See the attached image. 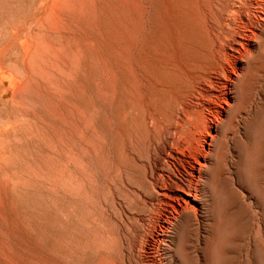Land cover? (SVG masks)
<instances>
[{"label":"rangeland","instance_id":"rangeland-1","mask_svg":"<svg viewBox=\"0 0 264 264\" xmlns=\"http://www.w3.org/2000/svg\"><path fill=\"white\" fill-rule=\"evenodd\" d=\"M178 1L172 0L174 2L172 4H169L171 1L168 2V0H161L162 3H159L160 0L157 1L158 5L165 2L164 5L169 8V10H166L164 5H162L164 6L163 9L161 6L156 5V0H140V3L138 0H0V264H154L147 262L144 258H142V263L136 261L131 251L128 250L131 247L130 241H133L132 230H134V226L132 227V225L134 224L121 216L117 202L121 203L123 201L129 209V204L132 205L131 209L137 203L139 204L135 197L133 201H129L133 197L127 196V193L125 196L128 197V200L127 197L122 199L125 190L121 185L129 186L132 183V187H137L142 183L141 168L132 163L130 152H133L136 156L141 154L139 157H145L143 154H146L149 139L151 141L153 135L160 136V132H163L160 129L165 130L171 124L168 122L173 121L172 114L179 106L180 100L190 91L194 78L196 79L198 73H201L198 71L206 69L205 64L208 66L209 58H206L207 53L205 50L207 47L209 52L211 50L209 46L212 47V45L208 43L211 40H208L205 30H207L211 20L213 23L217 22L216 15H213L215 14L213 5H216V0H209L210 3H206V5L204 1L202 3V0H180L183 7L187 8L189 5L187 9H191L190 13L186 11V8H182L181 3H178ZM191 1L194 3L197 1L198 4L191 6V3H193ZM260 1L264 3V0ZM223 2L224 0L221 3ZM176 3L179 5H176ZM200 3L204 5L202 7H208L205 8L206 12H204L206 18L202 13L198 15ZM140 5H142L141 9ZM173 5L178 10H173L174 13L171 11V8L175 9ZM208 5H212V8L209 9L210 6ZM180 8L187 13L184 10V13H182ZM193 8L194 11L198 10L197 16L195 15L193 18L194 22L191 18L196 14ZM262 10L264 12V7ZM139 11L141 12L139 13ZM208 11L212 13V18L211 13L208 15ZM176 12H181L183 17L184 15L187 16L188 13L191 14H188V17H185L184 20L189 18V20L187 19L189 22L186 20L185 23H188L189 26L192 22V25L188 27L184 21H181L183 17L180 16L181 19L179 18L181 13L176 15L178 14ZM137 13L141 14L143 18ZM165 14H168V16ZM200 16H203L204 20L207 21H204L203 17L201 19ZM164 17L166 18L165 21ZM169 18L170 20L173 19V24ZM139 20H143L144 24L142 23V26L137 25V23L140 25ZM166 21L170 22L167 23ZM166 23L168 26H166ZM164 25L168 28L166 32ZM185 26L187 29H185ZM201 28L204 30L202 31ZM177 30L181 32V35ZM155 31L157 32L155 33L156 36H154ZM162 32L164 33L163 38H168L169 42L162 39ZM147 33L150 39L146 38L148 37ZM139 34L140 38L138 37ZM191 34L193 37L196 35V38L194 37L195 42L191 38ZM187 35L191 36L189 38L191 41L187 40ZM151 36L152 38L154 36L153 40ZM180 36H182V39L186 36L184 38H187V43L184 44V40L181 41ZM197 37H200L199 40ZM205 37L208 41H204ZM160 40L163 48H169L170 54L174 51L173 53L177 55L172 54V56L169 54L168 56L169 50L167 49V53L166 49L164 50L158 45L161 44ZM166 41L168 43L172 42L170 44L172 46L167 45ZM178 41L181 42V46H178ZM145 42L146 44H144ZM193 42L195 45H192ZM201 42L203 44L207 43L203 46ZM152 44L156 45L153 46ZM199 44L201 45L199 46ZM196 45L203 46L204 50ZM148 46L151 47L148 48ZM152 46H156V49H153ZM159 46L164 51L161 48L159 49ZM192 46H195L194 49L196 50L199 49L197 51L200 53L192 49ZM184 47L189 50L187 51L188 54ZM190 49L194 50V55L192 52L194 57L189 55ZM156 50L162 51V55L165 57H160L159 54L161 53ZM164 52L167 54L165 55ZM203 52L205 63L202 61L203 65H201L202 62L200 64V61L202 59L200 61L196 59L195 61L193 58L203 56ZM179 53L182 58L188 56L190 61L189 59L188 61H184V58V60L180 59ZM198 53L202 54L199 55ZM152 56L154 57L152 58ZM171 56L173 59H170ZM155 57H158V59H155ZM162 58L167 60H165V63L173 60L174 64L173 61L169 64L166 63L167 68ZM191 59L193 62H191ZM259 60L264 63V53L260 54ZM160 61L163 62V65H160ZM188 62L192 64V67ZM196 62L200 65H197ZM193 63L198 67L195 66V68ZM176 64L178 68L175 66ZM172 65L173 67L170 68ZM182 65L185 67L184 69ZM202 66L204 67L202 68ZM188 67L192 71L194 69V72L195 69L198 70L194 73ZM119 69H122L123 73L126 70L128 72H126L127 75L124 74L127 77L124 76L123 80L120 76H123V73ZM162 69H166L165 73L162 72ZM177 69L183 71H177ZM253 71L254 68L252 67L248 69V79H250ZM168 74H173L174 79ZM105 75L106 77L108 75V77L106 78ZM165 75L170 78H166ZM164 76L165 78H163ZM183 76L186 79L189 78L186 80L188 83L191 82L189 85L187 83L186 87H183L186 83ZM153 78H157L158 81L154 80L155 82H153ZM137 79H139L138 82ZM124 80L130 82V85H127L128 82L125 83ZM117 82L120 88L117 87ZM134 82L136 83L134 84ZM163 82H168V84L166 85ZM161 83L165 86H162ZM122 84L123 86H121ZM179 85H182L180 91L177 87ZM138 86L139 88H136ZM246 86V83L242 85L244 92L242 91L243 95L241 96L244 97V100L246 99ZM107 87H110V89ZM122 87L127 91H124ZM132 87L136 88L135 91ZM113 88L115 91H113ZM129 88L131 94L128 91ZM147 88L146 93L145 89ZM149 88L153 89L149 90ZM185 88H189V91L182 92ZM163 89L164 91L161 92ZM174 89H177L178 92ZM153 90L156 91L153 94H158L160 90L163 97L166 93L164 99L172 100V102L168 101L171 104H168L162 98V95L153 98ZM258 90L259 96L257 95L254 105L250 109H246V104L240 97L242 101L240 105H237V110L240 109L241 116L230 129L231 132H233L232 128L237 131L234 130L235 133L233 132V135H231L227 128L228 133L221 135V139L218 138V144H221V141L224 142L223 146L219 144L222 149L218 148L217 150L218 161H220L218 166L225 170H221V168L217 170L216 181L214 177L212 178L214 181L211 180L210 182L207 204L205 202L207 205H205V211L209 213L204 212L206 213L204 214L205 217L202 215L199 218L200 226L197 232L189 230L186 233L187 230L180 232L170 229L175 233L168 231L167 238L163 242H166V246L163 244L164 246L162 245L163 247L159 249L160 255H157L159 254L157 252L155 264H264V79ZM149 91H151V95ZM171 91H175L177 94L171 93ZM128 94L131 97L130 99ZM178 94H182V98ZM168 96L170 97L168 98ZM132 98L133 100H131ZM136 99L137 101H134ZM158 99L164 102L167 108L163 106V103H157ZM175 99L176 101H174ZM141 104L144 107L142 109L138 108L141 107ZM174 104H177V106ZM134 105H136V108H134ZM240 106L242 108H239ZM159 107L160 109L165 108L161 109L164 114H161ZM124 108L127 111H125L126 113L130 110H136L134 111L136 115L130 111L129 115L132 114V117L128 116L122 110ZM173 108H175V111H173ZM166 109H168V112ZM137 110L146 113L152 112L157 116L162 115L164 118L167 117L163 120L162 116H158L160 128L157 124L155 126L158 127L157 130H160V132H155L156 127L153 126L149 129L147 125L141 129L143 124L139 123L142 120L146 122L144 121L146 120V113L141 111L140 114H137ZM118 113L123 116L117 115ZM106 115L109 116V119L106 118ZM140 115H144L143 118L141 116L142 120ZM116 116H119L117 121L123 118L120 120V122L122 121L121 125L116 121L119 127L125 126H122V128H125L124 130L121 128L122 131L118 128V125H115ZM125 116H128V118ZM133 119L134 122L139 124V127L132 121ZM167 119H169L168 122ZM128 120L129 122L131 120L130 124L133 122V126L129 125ZM136 126L138 129L134 128ZM145 127L147 131H151L149 133L144 131L147 135L142 132ZM104 128L109 131L107 132ZM133 128L134 130L137 129L135 131L138 134L143 133L142 136H148L151 133L150 138L149 136L148 139L147 137L143 138L140 135L139 137L143 138V141L134 130L131 131ZM139 128L142 130H140L141 132H138ZM125 130L129 131L132 138L127 137L129 133ZM114 133L115 135H122H118L119 140H115L118 137L116 135L114 138ZM135 133L137 136L134 135ZM225 136L227 138H223ZM120 137H123L124 145V141ZM137 137L138 141H147V143L138 142ZM125 138L132 139L133 145L130 141V144H128V140ZM120 140L123 143L119 142ZM117 144L123 145L122 148L125 147L124 149L118 148V150H124L123 153L116 150L120 146ZM129 145L131 146L130 149ZM143 147L146 148L145 151H142L144 150ZM223 147L226 149V153L222 151L225 150ZM220 151L221 153L224 152L223 155L225 154L221 160H219L221 157ZM126 156L129 157L128 160L130 159L131 163H129L130 160L126 159ZM122 157L124 158L120 161L119 158ZM223 158L224 160L227 158L226 165L224 164L226 160L224 161ZM122 163L126 164L123 165ZM128 163L131 164L129 167L132 166L130 170H134L133 172L127 166L123 168ZM224 165L226 168L228 167V170ZM120 169L125 170V172ZM136 170L140 171L139 175L137 173L139 171ZM126 171L128 172L125 175ZM224 171L226 172L224 173ZM122 173L123 176H121ZM222 174L224 175L221 176ZM118 175L123 178L121 179L122 183H120ZM134 175L135 178L138 177L140 183L135 180ZM128 180L134 181H130L128 185ZM117 182H119L118 185L121 190H124L122 193L115 191ZM133 182H135V185ZM118 185L117 189L121 191ZM142 187L143 184H140L138 188L142 189ZM119 193L123 196L121 197ZM117 196L121 198L118 199ZM113 202L116 203L119 211L114 207ZM138 207H140L137 208L140 211L142 209L140 204ZM114 208L117 210L116 212ZM118 215L119 218H116ZM207 215H209L208 218ZM120 218H124V220ZM124 221L127 223L124 224ZM122 223L124 226H122ZM127 224L129 226H126ZM203 226H205V229ZM123 227H128V229ZM126 230H129V233ZM122 233L126 234L127 237ZM172 234L175 236L173 237ZM123 237H129L130 240H125ZM172 240H175L174 243ZM126 244L130 247L128 248Z\"/></svg>","mask_w":264,"mask_h":264},{"label":"bare ground","instance_id":"bare-ground-1","mask_svg":"<svg viewBox=\"0 0 264 264\" xmlns=\"http://www.w3.org/2000/svg\"><path fill=\"white\" fill-rule=\"evenodd\" d=\"M139 1V3H140V0H138ZM146 1V0H145ZM155 1V0H154ZM157 1H159V0H156V2ZM162 1H164V0H162ZM169 1H171L169 4H172V3H174V2H172V0H168V2ZM185 1V0H184ZM184 1H182V2H184ZM190 1V0H189ZM194 1V0H193ZM193 1H191V2H193ZM203 1H204V4L206 5V3L208 4V3H210L209 2V0H202V3H203ZM223 1V0H222ZM221 1V2H222ZM180 2V0L178 1V3ZM212 2V1H211ZM214 2V1H213ZM216 2V5L214 4ZM213 4V6L215 7V14H213L214 16L216 15V19H217V22L216 23H213V21L211 20V22H210V24L208 25V27H207V30H205L206 31V34H207V37H208V40L210 39L211 40V42H212V44H211V42H208V43H210V45H212V47H210L208 44H207V46H209V48H211V50L208 52L207 51V47H206V50H205V52L207 53V56H206V58H209V62L208 63H210V64H208L207 62V65L208 66H206V64H205V67H206V69H205V71H204V69L203 70H200V71H198V72H201V73H198L199 75L197 76V74H196V76H197V78L195 79L194 78V80H193V82H192V87H190L191 89H186L185 88V90L183 91L182 90V92H188L187 94H185V97H181V95L182 94H178V95H180V98H182L181 100H180V102L178 103L179 104V106L177 107V109H176V111H175V108H173L174 110L173 111H175L173 114H172V119H173V121L172 120H170V121H172V122H168L169 121V119H167V122L168 123H171V124H167L166 123V125H168L167 127H166V129L165 130H162L163 128V126L161 127L162 129H160L161 131H163L162 133L160 132V130H157V126H155V124H157L158 125V116H162V115H156L155 113H152V112H143L142 110V113H146L145 114V119L146 120H144V121H146V122H143V120L141 119V116H142V118L144 117V115H140V119L142 120V122L140 121V123L139 124H143V125H141V129H142V127H144L145 125H147L148 127H149V129L150 128H153V127H156V130H154L155 132L156 131H159L160 132V136H152V140L150 141V139H149V142H148V145L147 144H145V145H147V149H146V154H143V155H145V157H139V156H141V154L140 153H138L139 151H138V149H136V151H138L137 153L138 154H140V155H138V156H136L133 152L131 153L130 152V154H131V156H130V158L132 157V163H134V165L136 166V167H139V168H141V173H142V183H140V181L138 180V177H136L135 178V175L133 176L134 178H135V180H138L139 181V183L142 185L143 184V187H142V189L141 188H138L139 186H140V184L137 186V187H132L131 186V184H130V181L128 180V185L129 186H126L125 184L124 185H121L123 188H124V190H125V194H124V196L121 194L120 195V193H119V195L122 197L123 196V198L122 199H124V197L126 198L127 196H131V197H133V199L131 200H129V201H133L134 200V197L137 199V201L139 202V204H140V206L142 207V209L139 211V209H137V208H140V207H138L139 206V204L137 205L135 202V204L137 205V207H136V209L138 210H134V207L136 206L135 204V206L133 207V209H131L132 207V205H130L129 204V207H130V209L128 208V205H126V203H124L123 201H121V203H119V202H117V204L119 205V209H120V211L118 210V207H116V203L114 204V202H113V205H114V207L119 211V213L121 212V216H123L125 219H127V221H131L134 225H132V227L134 226V230H132L133 231V241L131 242L130 241V243H131V245L128 243V242H126V243H128L129 245H127L128 246V250H130L131 251V253H132V255L135 257V259H136V261L138 260V261H142V258H144L147 262H149V263H154L155 264V262H156V256L157 255H160V252H159V249L161 248V247H163L164 245L166 246V242L165 243H163L164 241H165V239L167 238V234H168V231H170V232H174V231H171L170 229H175V230H178V231H183V230H187L186 231V233L189 231V230H192V231H194V232H197L198 231V229H199V218L200 217H202V215H204V214H206V213H209L208 211H205V205L207 204V202H206V200H207V194H209V185H210V182H211V180H212V182L214 181L212 178H214L215 177V181H216V171L217 170H220V168H221V166H218L220 163V161H218V156H217V150H218V148H221L220 147V145L221 146H223V144H224V142L223 141H221V144L219 145L218 144V142H219V140H218V138L221 136V135H224L225 133H228L229 132V134H230V132L232 131V130H230L231 129V127H233V125L234 124H236L238 121H237V119L241 116L240 115V113H241V111H240V109L239 110H237V105H240L241 104V98L240 97H242L241 95H243L242 93L244 92L242 89V85L244 84V83H246V88H245V97H246V101L244 100V97H242V99L244 100V103L246 104V109H250V108H252L253 107V105H254V101H255V98H257V95L259 96V88H260V83L263 81V79H264V63L263 62H261L260 60H259V56H260V54H262V53H264V12H263V10H262V8L264 7V3H261V1L260 0H226V2H225V0H224V2L223 3H221L220 2V0L218 1V0H216ZM142 3V2H141ZM159 3H162L161 2V0H160V2ZM178 3H176V5H179ZM181 3V2H180ZM194 3V2H193ZM193 3H191V6L192 5H195V4H198L197 3V1L193 4ZM165 4V2L162 4V5H164ZM168 4V3H167ZM182 4L183 3H181V6H182ZM185 4H187V3H185ZM184 4V5H185ZM190 4V3H189ZM139 5V4H138ZM156 5H158V2L156 3ZM161 4L160 5H158V6H161V8L163 7L164 8V6H162ZM200 5H201V3H200ZM152 6H153V4H152ZM174 7L173 8H175V5H173ZM180 6V7H181ZM187 6V5H186ZM196 6H198V5H196ZM202 6H204V5H201L200 7H199V11L197 10V8H196V10L199 12H197V11H194V8H195V6H194V8H193V11H194V13H196V14H194L191 18H192V22H194L193 21V18L195 17V15L197 16V13H198V15H200V13H202L203 14V16H205V18H206V15L204 14V12H206L205 11V8L207 7H202ZM208 6H210V5H208ZM212 6V5H211ZM209 7V9L210 8H212V7ZM217 6H220V7H217ZM141 7H142V5H140V9H141ZM151 7V6H150ZM170 7V6H169ZM147 8V7H146ZM153 8H154V6H153ZM160 8V7H159ZM162 8V9H163ZM171 8V7H170ZM182 8H186V7H183L182 6ZM182 8H180V10L182 9ZM187 8H189V5H188V7ZM186 8V9H187ZM208 8V7H207ZM206 8V9H207ZM137 9V8H136ZM138 9H139V7H138ZM148 9V8H147ZM165 9L167 10H169V8H166V6H165ZM177 8H175V9H172L171 8V11H173V10H176ZM183 9V10H184ZM208 9V10H209ZM179 10V11H180ZM183 10H181L182 11V13H184L183 12ZM191 9H187L186 11L187 12H189ZM154 11V10H153ZM176 11H178V10H176ZM185 11V10H184ZM185 11V12H186ZM193 11H192V14H193ZM211 11V10H210ZM213 11V10H212ZM211 11V12H212ZM141 11H139V13H140ZM168 12V11H167ZM186 12V13H187ZM210 12V13H211ZM146 13V12H145ZM173 13H174V11H173ZM176 13H178V12H176ZM181 12H179L178 14H176V15H179ZM182 13H181V15H179V18H180V16H181V18L183 17L182 16ZM185 13V14H186ZM190 13V12H189ZM188 13V14H189ZM208 13H209V11H208ZM210 13L208 14V15H210ZM138 14V13H137ZM142 15H143V12L141 13ZM141 14H138L139 16H141ZM168 14H170L169 12H168ZM168 14H165V15H167L168 16ZM188 14H187V16H185L184 14V17L182 18L183 20H181V21H184V23L186 22V20L188 19L189 20V18H186L185 20H184V18L185 17H188ZM174 15V14H173ZM189 15H191V14H189ZM149 16V15H148ZM167 16H165L167 19H168V17ZM175 16V15H174ZM202 16V17H203ZM142 17V16H141ZM151 17H153V16H151ZM164 17V18H165ZM170 17V16H169ZM177 17V16H176ZM175 17V18H176ZM201 17V16H200ZM202 17H201V19H202ZM213 16H212V13H211V18H212ZM137 18H138V16H137ZM143 18V17H142ZM166 18L164 19V21L166 20ZM180 18V19H181ZM190 18V19H191ZM197 18V17H196ZM140 20H141V18H139ZM139 20V22H140V25H139V23H137V25L138 26H142L141 24L143 23L142 21H140ZM150 20V19H149ZM169 20H170V18H169ZM172 20V24H173V19H171ZM170 20V21H171ZM187 20V22H189ZM198 20V19H197ZM203 20H204V17H203ZM213 20H215L214 18H213ZM138 21V20H137ZM146 21V20H145ZM151 21V20H150ZM149 21V22H150ZM169 21V22H170ZM199 21V20H198ZM204 21H207V20H204ZM159 22V21H158ZM167 23H169L168 21H166ZM192 22H190L191 24H189V26L190 25H192ZM196 22V21H195ZM215 22V21H214ZM146 23V22H145ZM163 23V22H162ZM167 23H166V26H168L167 25ZM199 23V22H198ZM209 23V22H208ZM144 24V23H143ZM150 24H153V23H150ZM149 24V25H150ZM157 24V23H156ZM171 24V26H173ZM179 24V23H178ZM182 24H183V22H182ZM186 24V23H185ZM188 24V23H187ZM186 24V25H187ZM193 24H195V23H193ZM202 24H203V22H202ZM206 24V23H205ZM163 25V24H162ZM162 25H161V27H162ZM197 26H198V24H196ZM201 25V24H200ZM153 26V25H152ZM156 26V25H155ZM165 26V25H164ZM165 26V27H166ZM184 26V25H183ZM183 26H182V28H183ZM188 26V25H187ZM188 26V27H189ZM207 26V25H206ZM146 27H147V25H146ZM150 27V26H149ZM186 27V26H185ZM195 26L193 25V28H194ZM201 27V26H200ZM153 28L155 29V27L153 26ZM159 28V27H158ZM199 28V27H198ZM204 28H205V25H204ZM140 29H141V27H140ZM152 29V28H151ZM173 29V28H172ZM185 29H187V27L185 28ZM189 29V28H188ZM196 29H197V27H196ZM206 29V28H205ZM138 30V29H137ZM143 30H144V27H143ZM164 30H165V32H166V30H168V28L166 27V28H164ZM183 30V29H182ZM201 30H202V28H201ZM204 30V29H203ZM202 30V31H203ZM152 31V30H151ZM159 31V30H158ZM176 31V30H175ZM175 31H173V32H175ZM177 31H179V30H177ZM187 32H188V30H186ZM193 31H195V30H193ZM198 31V30H197ZM204 31V32H205ZM147 32V31H146ZM161 32V31H160ZM169 32H170V30H169ZM168 31H167V33H169ZM199 32V31H198ZM151 33H153V32H151ZM155 33H157L156 31L154 32V36H156L155 35ZM163 33V32H162ZM161 33V37H162V39L163 40H167L168 42H169V40H168V38H163V35H164V33L162 34ZM166 33V34H167ZM179 33V35H181L180 33V31L178 32ZM182 33H184V32H182ZM186 33V32H185ZM189 33V32H188ZM192 33V32H191ZM144 34H146L145 32H144ZM170 34V33H169ZM195 34V33H194ZM193 34V35H194ZM196 34H197V32H196ZM171 35V34H170ZM176 35V34H175ZM184 35V34H183ZM145 36V35H144ZM147 36H148V33H147ZM154 36H153V38H154ZM157 36H158V34H157ZM166 36V35H165ZM169 36V35H168ZM167 36V37H168ZM177 36V35H176ZM188 36V35H187ZM191 36H192V34H191ZM191 36H188V39L187 38H184V37H186V36H184L183 37V39H182V36H180V38H181V41H183L184 40V44H185V42L187 43V40H190L191 41V39H189ZM196 36V35H195ZM194 36V37H195ZM138 37L140 38V34L138 35ZM149 37V36H148ZM148 37H146L147 39H150V37L148 38ZM174 37V36H173ZM178 38H179V36H177ZM194 37L192 36L191 38L192 39H194ZM201 37H203V36H201ZM153 38H152V36H151V39L153 40ZM171 38V37H170ZM196 38V37H195ZM198 38V40H199V38L200 37H197ZM156 39V38H155ZM159 39V38H158ZM187 39V40H186ZM146 40V39H145ZM151 40V42H153ZM186 40V41H185ZM197 40V39H196ZM198 40H197V42H198ZM207 39H206V37H205V40L204 41H206ZM207 40V41H208ZM149 41V40H148ZM148 41H146V42H148ZM157 42L159 41V40H156ZM156 41H154V43H156ZM166 41V42H167ZM176 41H177V39H176ZM194 42H195V39L193 40ZM200 41H203V40H200ZM146 42L144 43V44H146ZM150 42V41H149ZM148 42V43H149ZM162 41L160 40V43H161ZM167 42V43H168ZM179 42V41H178ZM177 42V43H178ZM193 42V43H194ZM135 43V42H134ZM172 42H170V43H168L167 45H170ZM192 43V45H195V43L193 44ZM198 43H200V42H198ZM205 43H207V42H205ZM204 43V44H205ZM164 44V43H163ZM201 44L204 46V44L201 42ZM201 44H199V46L201 45ZM150 45V44H149ZM153 45V44H152ZM154 45H156V44H154ZM153 45V46H154ZM158 45H162V43L161 44H158ZM157 45V46H158ZM181 46V42H179V44H178V46ZM183 45V44H182ZM152 46V47H153ZM159 46V49L162 47H160ZM170 46H172V45H170ZM187 46H190V45H187ZM196 46H198V45H196ZM198 46V47H199ZM202 46V47H203ZM149 47H151V46H148V48ZM169 47V46H168ZM177 47V46H176ZM195 47V46H194ZM194 47L192 46V49H194ZM202 47H199V48H201V49H203ZM147 48V49H148ZM156 49V46L155 47H153V49ZM163 48V47H162ZM162 48H161V50H162ZM171 48V47H170ZM179 48H181V47H179ZM191 48V47H190ZM136 49H137V47H136ZM153 49H151V50H153ZM164 50L166 49V52L168 53V50H169V48H163ZM168 49V50H167ZM172 49V48H171ZM184 49H185V47H184ZM200 49V50H201ZM145 50H146V47H145ZM164 50H162V51H164ZM173 50V49H172ZM186 50V52L187 51H189V50H187V49H185ZM184 50V51H185ZM194 50H196V49H194ZM194 50H191L190 49V54L189 55H192V52H193V55H194ZM197 50H199V49H197ZM196 50V51H197ZM204 50V49H203ZM138 51V50H137ZM155 51V50H154ZM153 51V52H154ZM156 51H159V53H161V54H159L160 55V57L162 56L163 58L165 57L164 55H162L163 53H162V51H160V50H156ZM135 52V51H134ZM143 52V51H142ZM152 52V53H153ZM166 52H164L165 53V55L167 54ZM174 51H172V54L173 55H175L174 53H173ZM197 52H199V51H197ZM197 52H195V53H197ZM201 52H202V50H201ZM147 53V52H146ZM156 53V52H155ZM176 53V52H175ZM180 53H181V51H180ZM180 53H179V56H180V59H183L184 61H188V59H189V57L187 56H185V57H181V55H180ZM183 53V52H182ZM200 53V52H199ZM198 53V54H199ZM150 54V53H149ZM157 54V53H156ZM156 54H154V55H156ZM169 54H170V50H169V53H168V56H169ZM172 54H170V55H172ZM185 54V53H184ZM187 54H188V52H187ZM202 54V53H201ZM201 54H199V55H201ZM128 55V54H127ZM137 55V54H136ZM153 55V54H152ZM172 55V56H173ZM177 55V54H176ZM175 55V56H176ZM192 55V56H193ZM197 55V54H196ZM149 56V55H148ZM157 56V55H156ZM168 56H166V58H168ZM171 56V57H172ZM175 56H174V58H175ZM184 56V55H183ZM132 57H134V56H132ZM146 57H147V55H146ZM154 56H152V58H153ZM194 57V56H193ZM192 57V58H193ZM196 57V56H195ZM202 57V58H201ZM201 57H199V58H193V60H195L196 61V59L198 60V61H200V59H202L201 61H200V64H201V62L203 61L204 62V52H203V56L201 55ZM148 58V57H147ZM158 59V57H155V59ZM162 58V61H164V64H165V66H166V63H165V60L166 59H163ZM170 58V57H169ZM146 59V58H145ZM170 59H173V57L172 58H170ZM169 60V59H168ZM175 60V59H174ZM182 60V61H183ZM193 60L191 59V62H193ZM139 61V60H138ZM141 61V60H140ZM156 61V60H155ZM167 61V60H166ZM173 61V60H172ZM172 61H170V62H172ZM189 61H190V59H189ZM197 61V62H198ZM206 61H208L207 59H206ZM153 62V61H152ZM151 62V63H152ZM169 62V61H168ZM169 62V63H170ZM197 62H196V64H197ZM203 62H202V64L201 65H203ZM163 63V62H162ZM161 63V61H160V65L162 64ZM169 63H167V64H169ZM183 63V62H182ZM187 63V62H186ZM189 63V62H188ZM195 63V62H194ZM193 63V64H194ZM205 63V62H204ZM159 64V63H158ZM173 64H174V61H173ZM191 63H189V65H190ZM194 64V67L196 66V67H198L197 65L199 64ZM199 64V65H200ZM148 65V64H147ZM163 65V64H162ZM181 65V64H180ZM125 66V65H124ZM138 66V65H137ZM152 66V65H151ZM157 66V65H156ZM175 66H177V68H178V65L176 64ZM116 67H117V65H116ZM147 67V66H146ZM161 67H164V66H161ZM167 67V66H166ZM171 67H173V65L172 66H170V68ZM182 67H183V65H182ZM187 67V66H186ZM191 67H192V64H191ZM195 67V68H196ZM204 66H202V68H203ZM254 68V71H253V74L250 76V79H248V76H247V71H248V69L249 68ZM118 68H119V66H118ZM121 68V67H120ZM153 68V67H152ZM157 68V67H156ZM155 68V69H156ZM165 68V67H164ZM168 68V67H167ZM185 67H183V69H184ZM137 69V68H136ZM175 69V68H174ZM188 69H189V67H188ZM188 69H186V70H188ZM200 69V68H199ZM122 69H119V71H121ZM126 70V69H125ZM163 70V69H162ZM165 70L166 69H164L162 72L163 73H165ZM169 70V69H168ZM172 70H173V68H172ZM178 70H182V69H177V71ZM190 70V69H189ZM198 70V69H197ZM196 69H195V72H194V69H193V71L192 70H190L191 72H194V73H196V71H197ZM111 71H113V70H111ZM149 71V70H148ZM156 71V70H155ZM157 71H159V69L157 68ZM156 71V72H157ZM170 71H171V69H170ZM183 71V70H182ZM190 71H188V72H190ZM202 71H203V73H202ZM107 72H109V71H107ZM123 72H124V68H123ZM122 71H121V73H123ZM126 72H127V70L125 71V73H123V76L122 75H120L121 77H122V80L125 78V77H127V76H125L124 74H126ZM161 72V71H160ZM167 72H169V71H167ZM112 73V72H111ZM128 73V72H127ZM159 73V72H158ZM163 73H162V75H163ZM173 73V72H172ZM112 74H114V73H112ZM161 74V73H160ZM171 74V73H170ZM175 74V73H174ZM182 74H183V72H182ZM193 74V73H192ZM109 76L111 75L110 73L108 74ZM108 75H107V77H108ZM116 75H117V72H116ZM115 75V77H117ZM119 75V74H118ZM127 75V74H126ZM169 75V74H168ZM173 75V74H172ZM172 75H169L170 77H173ZM186 75V74H185ZM125 76V77H124ZM130 76V75H129ZM139 76V75H138ZM150 76V75H149ZM157 76V75H156ZM159 76V75H158ZM166 76V75H165ZM165 76L163 77V78H165ZM169 76H166V78L167 77H169ZM182 76V75H181ZM195 76V77H196ZM105 77H106V75H105ZM106 77V78H107ZM136 77H137V75H136ZM135 77V78H136ZM148 77V76H147ZM169 77V78H170ZM184 78H185V76H183ZM187 77V76H186ZM193 77V76H192ZM162 78V79H163ZM180 78V77H179ZM183 78V79H184ZM188 78V77H187ZM111 79V78H110ZM118 79H119V77H118ZM128 79H130V78H128ZM150 79V78H149ZM160 79H161V76H160ZM173 79H174V77H173ZM189 79V78H188ZM188 79H186L185 78V81L186 80H188ZM107 80V79H106ZM138 80L139 79H137V82H138ZM146 80V79H145ZM151 80V79H150ZM154 80H157V78H153V82H155ZM125 81V83H126V81L127 80H124ZM130 81V80H129ZM158 81V80H157ZM159 81H161V80H159ZM174 81V80H173ZM180 81V80H179ZM190 81H192L191 79H190ZM128 82V81H127ZM108 83V82H107ZM121 83H122V81H121ZM136 82H134V84H135ZM141 83V82H140ZM143 83V82H142ZM159 83V82H158ZM163 83H166V85L168 84V82H163ZM169 83H170V81H169ZM177 83V82H176ZM183 83H185L184 81H183ZM182 83V84H183ZM187 83H188V81H186V83L183 85V87H186L187 86ZM191 83V82H190ZM190 83H188V85L190 84ZM124 84V83H123ZM123 84L121 85V86H123ZM151 84V83H150ZM157 84V83H156ZM180 84V83H179ZM118 82H117V87H118ZM126 85V84H125ZM127 85H130V82H128V84ZM148 85H149V82H148ZM153 85V84H152ZM157 85H159V84H157ZM161 85H162V83H161ZM132 86V85H131ZM162 86H165V84H163ZM168 86H170V85H168ZM168 86H166V87H168ZM175 86V85H174ZM180 86H182V85H179V86H177V87H179V91L182 89V87H181V89H180ZM191 86V85H190ZM124 87H126V86H124ZM124 87H122L123 89H124V91L126 90ZM129 87V86H128ZM127 87V88H128ZM143 87H145V86H143ZM143 87H142V89H143ZM148 87H150V86H148ZM152 87V86H151ZM155 87V86H154ZM153 87V88H154ZM159 87V86H158ZM172 87V86H171ZM171 87H169V88H171ZM108 88V87H107ZM118 88H120V87H118ZM121 88V89H122ZM133 88V87H132ZM136 88H139V86L138 87H136ZM136 88H133V90L135 91V89ZM153 88H149V90L150 89H153ZM173 88V87H172ZM171 88V89H172ZM108 89H110V87L108 88ZM116 89V88H115ZM159 89V88H158ZM166 89H168V88H166ZM178 89V88H177ZM176 89V90H177ZM144 90V89H143ZM148 91V88L147 89H145V92L147 93V91ZM175 90V89H174ZM175 90V91H176ZM188 90V91H187ZM113 91H115L114 90V88H113ZM118 91V90H117ZM127 91V90H126ZM128 91H130V88L128 89ZM137 91V90H136ZM141 91V90H140ZM154 91V90H153ZM158 91V90H157ZM162 91H164V89L163 90H161V92ZM168 91H169V89H168ZM175 91L173 92V91H171V93H174V94H177V93H175ZM243 91V92H242ZM139 92V91H138ZM143 92V91H142ZM150 93V95H151V91H149ZM176 92H178V90L176 91ZM127 93V92H126ZM125 93V94H126ZM136 93V92H135ZM153 93H156V91H154V92H152V94ZM165 93V92H164ZM130 94H131V91H130ZM140 94V93H139ZM173 94V95H174ZM127 95V94H126ZM148 95V94H147ZM160 95H162V98L164 99V97L166 96V93H165V95H164V97H163V94H160V90L158 91V94H153V98H155L156 96L158 97V96H160ZM167 95H168V93H167ZM184 95V94H183ZM249 95V96H248ZM130 95L128 94V98L130 99L131 97H129ZM132 96V95H131ZM134 97V96H133ZM139 97V96H138ZM140 97H142L141 95H140ZM146 97V96H145ZM148 97V96H147ZM170 96H168V98H169ZM174 97V96H173ZM149 98V97H148ZM162 98H160V99H162ZM167 98V97H166ZM137 99H139V98H137ZM137 99L136 100H134V101H137ZM142 99V98H141ZM145 99V98H144ZM150 100H151V98H149ZM160 99H158V101H157V103H163L164 104V102H161V100ZM162 99V100H163ZM172 99V98H171ZM131 100H133V98L131 99ZM147 100V99H146ZM150 100H149V102H150ZM164 100H166V99H164ZM163 100V101H164ZM156 101H155V103H156ZM168 101H171L172 102V100H166V102H168ZM174 101H176V99L174 100ZM171 102L169 103L168 102V104H171ZM144 103V102H143ZM156 103V104H157ZM177 103V102H176ZM137 104H139V103H137ZM146 104H148V103H146ZM131 105H133V104H131ZM150 105H151V103H150ZM172 105H173V103H172ZM175 105V104H174ZM135 107L134 108H136V105H134ZM146 106V105H145ZM148 106V105H147ZM160 106V105H159ZM165 108H167L166 106H165V104L163 105ZM175 106H177V104L175 105ZM242 106V105H241ZM239 107V108H242V107ZM142 104H141V107L139 106L138 108H140V109H142ZM149 107V106H148ZM156 107V106H155ZM158 107V106H157ZM144 108V107H143ZM163 108V107H162ZM161 108V109H162ZM165 108H163V109H165ZM157 109V108H156ZM155 109V110H156ZM158 109H160V107L158 108ZM161 109H160V112H161ZM169 109V108H168ZM168 109H166L167 110V112H168ZM122 110H124V112L126 111L125 110V108L124 109H122ZM144 111H145V109H143ZM165 110V111H166ZM131 111V110H130ZM130 111H128V113H126V114H128V116H131V115H129V112ZM134 111H136V110H132L131 111V113L132 112H134ZM138 111V113L137 114H140V112L141 111H139V110H137ZM146 111H148V110H146ZM151 111H153V110H151ZM156 112V111H155ZM135 113V112H134ZM164 114V112L162 111L161 112V114ZM106 114V113H105ZM111 114V113H110ZM121 114V113H120ZM157 114H158V112H157ZM169 114H170V112H169ZM109 115V114H108ZM113 115V114H112ZM111 115V116H112ZM117 115H119V113L117 114ZM122 115V114H121ZM121 115H119V116H121ZM135 115H136V113H135ZM134 114H133V116H135ZM119 116L117 117L116 116V120H115V125L117 126L118 124H116L117 122H119L120 124L119 125H121L122 123V121L120 122V120H122L123 118H121L119 121H117V118H119ZM128 116H125V117H127L128 118ZM139 116V115H138ZM138 116H137V118H138ZM170 116V115H169ZM108 117V118H107ZM113 117V116H112ZM132 117V116H131ZM163 118V120L164 119H166V118H164V116H162ZM106 118L107 119H109V116H107L106 115ZM136 118V117H135ZM137 118H136V122H137ZM171 118V117H170ZM217 118H219L218 119V121H217ZM112 119V118H111ZM125 120H126V118H124ZM139 119V120H140ZM114 120V119H113ZM125 120H123V121H125ZM138 120V121H139ZM108 121V120H107ZM107 121H105V122H107ZM117 121V122H116ZM133 122L135 121L134 119L132 120ZM130 122H131V120H130ZM130 122H129V120H128V123H129V125H132V123L130 124ZM136 122H134L135 124H137ZM164 122H166V121H164ZM114 123V122H113ZM125 123H126V121H125ZM128 123H127V125H128ZM144 123H146V124H144ZM135 124H134V126H135ZM139 124H137L138 125V127H139ZM104 125H106V124H104ZM107 125H110V124H107ZM112 125V124H111ZM114 125V126H115ZM119 125H118V128L119 129H121L122 128V126L123 127H125L124 125H122L121 127H119ZM133 126V125H132ZM153 126V127H152ZM159 126V125H158ZM107 127H109V126H107ZM110 127H112V126H110ZM147 127V128H148ZM224 127V128H223ZM115 128V127H114ZM117 128V129H118ZM134 128H137V126L136 127H134ZM134 128L133 129H131V131L132 130H134ZM159 128H160V126H159ZM229 129V131L227 132V130ZM105 129V128H104ZM111 129V128H110ZM123 130L125 129V128H122ZM122 129H121V131H122ZM126 129H128L127 127H126ZM138 129V128H137ZM137 129H135V130H137ZM140 128H139V131L138 132H141L142 130H141ZM223 129H225V131H223ZM233 129V132H234V130H235V128H232ZM237 129V128H236ZM107 132L109 131V130H107V129H105ZM134 130V131H135ZM141 130V131H140ZM153 130V129H152ZM128 131V130H127ZM126 130H125V132H127ZM144 131H146V133H149V131H147V129H146V127H145V129L142 131V132H144ZM153 131V132H154ZM237 130H235V132H236ZM105 132V131H104ZM113 132V131H112ZM117 132H118V130H117ZM119 132H120V130H119ZM136 133H137V131H135ZM151 132V131H150ZM233 132H231V135H233L232 133ZM234 132V133H235ZM103 133V132H102ZM124 133V132H123ZM127 133H129V131L127 132ZM127 133H126V135H127ZM133 133V132H132ZM131 133V134H132ZM134 134V135H136L137 136V134ZM145 133V132H144ZM145 133V135H147ZM111 134V133H110ZM142 134L143 133H141V134H138V137L141 135V137H143V138H145V137H147V139H148V136H149V138H150V135H151V133L150 134H148V136H142ZM157 134V133H156ZM91 135V134H90ZM105 136H106V134H104ZM103 135V136H104ZM114 135H115V133H114ZM116 135H117V137H118V139H116L115 137H116ZM115 136H114V138H115V140H119V136H122V135H120V134H116ZM119 135V136H118ZM124 135H125V133H124ZM226 135V134H225ZM228 135V134H227ZM131 135H130V133H129V135H127V137L130 139V138H132V137H130ZM135 136V137H136ZM95 137V136H94ZM126 137V136H125ZM138 137H137V141H138ZM141 137H139V138H141ZM222 137V136H221ZM221 137H220V139H221ZM229 137H230V135H229ZM228 137V138H229ZM105 138V137H104ZM107 138V137H106ZM121 139H123V137H120ZM143 138H141V139H143ZM223 138H227L226 136L225 137H223ZM100 139V138H99ZM125 139H127V138H125ZM114 140V139H113ZM128 140V139H127ZM132 140V139H131ZM131 140H128V144H130L129 143V141L132 143V141ZM134 140H136V139H134ZM218 140V141H217ZM227 140V139H226ZM108 141H109V139H108ZM123 141H124V139H123ZM143 141H144V139H143ZM216 141H217V146H216ZM119 142H122V140H120ZM138 142H141V143H147V141H145V142H142L141 140L140 141H138ZM227 142V141H226ZM117 143V142H116ZM123 143V142H122ZM135 144L137 143V142H134ZM140 143V144H141ZM125 144V141H124V143H123V145ZM135 144H134V147H135ZM143 144H141V145H143ZM103 145V144H102ZM118 145V144H117ZM121 147H120V146ZM118 146L119 147H117V149L116 150H118V148L120 149V148H122V146L123 145H121V144H119ZM132 145H133V143H132ZM140 145V146H141ZM107 146V145H106ZM116 146V145H115ZM114 146V147H115ZM139 146V147H140ZM144 146V145H143ZM226 146H227V144H226ZM127 147V146H126ZM130 145H129V149H130ZM125 147H123L122 149H124ZM138 148V147H137ZM142 148V147H141ZM224 148V147H223ZM131 149H133V148H131ZM134 149V150H135ZM143 149H144V147H143ZM145 149L144 150H142V151H145ZM222 149V148H221ZM225 149V148H224ZM90 150V149H89ZM127 150H128V148H127ZM118 151H121V150H118ZM117 151V152H118ZM124 151V150H123ZM123 151H121L122 153H123ZM129 151H131V150H129ZM133 151V150H132ZM141 151V150H140ZM222 151H224L225 153H226V149L225 150H222ZM120 152V153H121ZM224 152H222V153H224ZM119 153V152H118ZM117 153V154H118ZM145 153V152H144ZM221 153V151L219 152V154H221V157H220V159L219 160H221L222 159V156H224L223 154ZM92 154V153H91ZM126 154V153H125ZM124 156V155H123ZM127 156H128V154H127ZM126 156V159L128 160V158L129 157H127ZM121 157V156H120ZM124 157H122L121 159L119 158V160L120 161H122V159H123ZM227 158H225V160H226ZM125 160V159H124ZM130 160V159H129ZM128 160V161H129ZM223 160H224V158H223ZM222 160V161H223ZM224 160V161H225ZM126 161V160H125ZM221 161V164L223 163ZM119 162V161H118ZM124 162V161H123ZM127 162V161H126ZM228 161L226 160L225 162H224V164L225 163H227ZM121 163V162H120ZM129 163H131V160L129 161ZM129 163H128V165H125V166H123V168L124 167H128V169L130 170V168L132 167H129L130 165H129ZM119 164V163H118ZM123 164V163H122ZM124 164H126V163H124ZM123 164V165H124ZM133 165V164H132ZM223 165V164H222ZM226 165V164H225ZM225 165H224V167H225ZM120 166V165H119ZM135 166H133L134 168H135ZM217 166H218V169H217ZM223 167V166H222ZM120 168V167H119ZM226 168V167H225ZM127 169V170H128ZM136 169V168H135ZM227 170H228V167L226 168ZM121 170V169H120ZM123 170V169H122ZM121 170V171H122ZM128 170V171H129ZM133 170V169H132ZM140 170V169H139ZM139 170H136V171H139ZM221 170H225L224 168H221ZM120 171V172H121ZM124 172H125V170H123ZM128 171H126V173H124L125 175L127 174V172ZM131 171V170H130ZM134 171V170H133ZM133 171H131V172H133ZM220 172V171H219ZM223 172V171H222ZM226 171H224V173H225ZM118 173H119V171H118ZM136 173V172H135ZM138 173V175H139V173H140V171L139 172H137ZM119 174H121V173H119ZM134 174V173H133ZM124 175V176H125ZM130 175V174H129ZM131 175H132V173H131ZM216 175V176H215ZM220 175V174H219ZM224 174H222L221 176H223ZM226 175V174H225ZM120 175H118V177H119ZM121 176H123V173H122V175ZM137 176V175H136ZM141 176V175H140ZM220 176V177H221ZM126 177V176H125ZM129 177V176H128ZM120 178V177H119ZM119 178H117V179H119ZM134 178H132V179H134ZM224 178H226V177H224ZM121 179H123V178H120L119 180H120V183H122L121 182ZM219 179V178H218ZM229 179V178H228ZM119 180H117V181H119ZM125 180H126V178H125ZM141 180V179H140ZM232 180V179H231ZM122 181H124V180H122ZM127 181V180H126ZM132 181H134V180H132ZM131 181V182H132ZM137 182V181H136ZM218 182V181H217ZM227 182V181H226ZM228 182H229V180H228ZM116 183V182H115ZM127 183V182H126ZM134 183V185H135V182H133ZM119 184V182H117V185ZM117 185L115 186V188H116V190L115 191H117V192H121L122 193V191H124V190H121V187L118 185V188L120 187V190L121 191H118V189H117ZM214 185V184H213ZM212 185V186H213ZM216 187V186H215ZM232 187V186H231ZM212 188H214V186L212 187ZM214 191H215V188H214ZM126 193H127V196H125L126 195ZM214 193V192H213ZM114 194V193H113ZM117 194V193H116ZM115 194V195H116ZM118 197V199L119 198H121V197ZM130 197V198H131ZM114 199H115V197H114ZM122 199H120V200H122ZM127 200H128V197H127ZM115 201V200H114ZM116 201H118V200H116ZM125 202H127V201H125ZM205 202H206V204H205ZM133 204V203H132ZM212 204V203H211ZM207 206V205H206ZM210 207V206H209ZM211 207H212V205H211ZM114 208V209H115ZM115 209V212L117 211ZM209 209V208H208ZM207 210V209H206ZM113 212V211H112ZM204 212H206V213H204ZM118 213V212H117ZM120 216V217H121ZM208 216L209 215H207V218H208ZM204 217H205V215H204ZM116 218H119V215H118V217H116ZM115 218V219H116ZM124 218H120L121 220H124ZM119 219V220H120ZM202 219V218H201ZM118 220V219H117ZM201 221V220H200ZM120 222V221H119ZM122 222V221H121ZM125 222V223H124ZM123 223L124 224H126L127 222L126 221H124ZM206 222V221H205ZM122 223V224H123ZM202 223V222H201ZM204 223V222H203ZM202 223V224H203ZM118 224V223H117ZM124 224L122 225V226H124ZM205 225V224H204ZM119 226H120V224H119ZM119 226H117V227H119ZM126 226H129V224H127ZM204 227V229H205V226H203ZM122 228V227H121ZM124 228V227H123ZM126 228V227H125ZM124 228V229H125ZM119 229V228H118ZM126 229H128V227L126 228ZM203 229V230H204ZM120 230V229H119ZM123 231V230H122ZM126 231H128L127 233H129V230H126ZM177 231V232H178ZM184 231V232H185ZM121 232V231H120ZM120 232H118V233H120ZM169 232V233H170ZM193 232V233H194ZM126 233V232H125ZM175 233V232H174ZM173 233V234H174ZM122 234H124V233H122ZM130 234H131V232H130ZM129 234V235H130ZM172 234V235H173ZM180 234V233H179ZM181 234H183V233H181ZM195 234V233H194ZM132 235V234H131ZM186 235V234H185ZM188 235V234H187ZM124 236H126V234H124ZM175 235H173V237H174ZM179 236V235H178ZM193 236V235H192ZM121 237V236H120ZM127 237V236H126ZM126 237H123V238H125V240H130L129 239V237L128 238H126ZM130 237H132V236H130ZM172 237V238H173ZM177 237V236H176ZM122 238V237H121ZM171 238V239H172ZM169 239V238H168ZM193 239H195V237H193ZM166 241H168V240H166ZM169 241H171V240H169ZM173 241H175V240H172V242ZM196 241V240H195ZM125 242V241H124ZM199 242V241H198ZM122 243H123V241H122ZM168 243V242H167ZM174 243V242H173ZM172 243V244H173ZM164 244V245H163ZM169 244V243H168ZM167 244V246H169ZM124 245H125V243H124ZM163 245V246H162ZM174 246V245H173ZM167 248V247H166ZM163 249V248H162ZM123 250H125L126 251V249H124L123 248ZM165 250V249H164ZM161 251V250H160ZM168 251H169V248H168ZM127 252V251H126ZM126 252H125V254H126ZM157 252H159V254H157ZM130 253V254H131ZM163 253V252H162ZM124 254V255H125ZM157 254V255H156ZM168 254V253H167ZM170 254V253H169ZM127 255H129V254H127ZM167 257H168V255H166ZM129 257V256H128ZM128 257H127V259H128ZM159 257V256H158ZM166 257V258H167ZM169 257H171V256H169ZM162 258V257H161ZM164 258H165V255H164ZM130 260H131V258H129ZM133 260H134V258H133ZM158 260V259H157ZM127 261V260H126ZM163 261V260H162ZM170 261H172V260H170ZM134 262H135V260H134ZM131 263V262H130ZM142 263V262H141ZM135 264V263H134ZM158 264V263H157ZM159 264H161V263H159ZM172 264V263H171Z\"/></svg>","mask_w":264,"mask_h":264}]
</instances>
